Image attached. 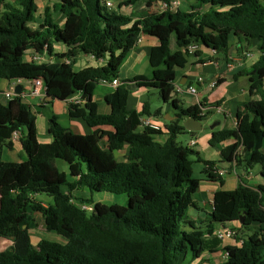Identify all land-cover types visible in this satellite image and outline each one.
<instances>
[{"label":"trees","instance_id":"obj_1","mask_svg":"<svg viewBox=\"0 0 264 264\" xmlns=\"http://www.w3.org/2000/svg\"><path fill=\"white\" fill-rule=\"evenodd\" d=\"M106 1L56 0L52 9L62 17L60 25L48 6L37 21V0H0V78L41 77L43 103L79 93L84 105L70 103L69 115L111 130L107 149L100 129L75 133L53 115L52 140L41 142L36 112L25 97L0 102V238L11 241L0 249V264H213L205 254L219 250L224 258L218 264H264V185L239 181L224 189L225 177L216 172L219 163L234 160L246 170L258 164L264 179V0H187L185 11L153 10L172 0H125L116 9ZM137 1L144 11H119ZM143 33L159 40L148 57L152 75L119 79L121 64ZM233 37L257 42L259 56L246 71L257 98L238 107L235 128L211 132L208 142L219 149L220 160L202 161L190 145L177 142L187 132L181 121L205 120L220 102L181 106L174 96L176 69L188 63L183 48L189 44L226 52ZM56 46L65 50L55 52ZM80 54L106 62L75 70ZM115 78L119 83L107 93L110 111L100 113L91 97L100 83ZM141 87L157 90L177 118L157 128L142 126V117L160 115V108L151 112L145 102L139 110L127 109L129 92ZM14 135L19 160H4L2 148H13ZM226 140L233 141L222 147ZM125 146L124 159H117L115 152ZM194 158L203 163V179L193 177ZM202 180L219 188L205 223L197 226L188 221V211L198 208L194 196ZM94 192L125 195L127 201L106 204L95 201ZM229 222L258 229L244 237L238 228L232 245L220 247L216 238L206 242ZM40 225L66 241L42 238L33 244L30 231Z\"/></svg>","mask_w":264,"mask_h":264},{"label":"crops","instance_id":"obj_2","mask_svg":"<svg viewBox=\"0 0 264 264\" xmlns=\"http://www.w3.org/2000/svg\"><path fill=\"white\" fill-rule=\"evenodd\" d=\"M113 5H118L124 0H109ZM175 3L171 4V8H168L170 11H174L175 9H179L183 11L188 9L189 2L187 0H174ZM140 3L139 11L140 13L145 10V5L142 1H137ZM158 9H160V2H158ZM153 10H157L153 7ZM120 12L129 13L136 12L132 10L131 5L121 6ZM62 22L59 24L62 25ZM140 41L137 42L136 46L133 47L126 60L121 64L119 69V79H127L133 76L142 75L145 77H150L152 75V69L149 65V52L153 46L159 44V40L152 35L143 33L140 36ZM234 46V47H233ZM231 47L233 49L231 50ZM200 54L196 56L193 54V59L188 61V63L183 68L176 69V78H175V86H179L182 89V92L175 93L174 96L179 101V104L183 107H187L190 105L199 104L203 101L207 103L211 102H220V106L217 109L211 110V113L205 118L207 119L210 115L214 116V124L213 127H210V132L207 134H211L212 131H218L222 128H235V119L236 112L241 103L247 102L257 96H253L250 93V84L248 81V75L246 71L249 67L257 60L259 56V50L257 48V42L254 39H246L244 37H233L231 40V44L226 52H222L220 55L219 52H214L209 48H203L199 45ZM65 48L56 46L55 52H62ZM105 60H96L92 55L88 54H80L76 59L74 64V69L79 70L86 66H96L105 64ZM232 65V68L228 70L227 66ZM199 77H202V81H199ZM219 77V81L216 86L209 87L208 82L213 79H217ZM19 84L21 87L22 93L29 103L33 110L36 112V129L37 136L39 141L41 142H50L52 140V136L48 133V124L49 118L53 115L57 116V121L64 127L69 128L72 132L80 134H88L95 132L97 130H101V133H105L103 136H106L109 140L110 128L109 127H101V128H91L89 127L82 119L71 117L69 115L68 109L70 103L84 105V101L79 93H75L69 96L66 100L52 99L49 103H43L37 97L31 96L29 93L31 82L30 80L25 79H15V80H6L0 78V92L7 89L11 84ZM113 87L110 82H102L99 84L97 90L92 95L91 99L96 104L97 110L100 113H108L110 111V106L108 104L107 93L109 87ZM194 87L196 92L189 93L187 91L188 87ZM150 95L153 96V100H150ZM47 98V97H46ZM47 100V99H46ZM48 101V100H47ZM57 101L62 102V104L57 105ZM0 102L4 103L5 99L2 94H0ZM148 102L150 105V111L154 112L157 108H160V115H153L155 122L158 126H164L166 122L174 120L177 118L176 110H170V103L163 102L160 96L158 95L157 90L153 88L141 87L134 91L129 92L128 100H127V109H136L139 110L142 105ZM60 108V114L55 113V109ZM183 121L181 124L183 125ZM203 121L201 122V129L198 131H190L186 130V134L188 136V140L186 144L188 145L190 141H194V145L190 146L195 151L199 153V158L203 160L210 161H219L220 160V152L219 149L215 146L210 145V148H207L201 144L200 137L203 132ZM142 128V127H141ZM163 129V128H162ZM202 134V135H201ZM102 136V137H103ZM167 135H161L160 139L163 141ZM101 137V139H102ZM207 137V135H206ZM210 138V135H209ZM13 145L17 139V135H14L11 139ZM102 141V140H101ZM233 140H226L222 142L220 145L222 147L230 144ZM109 144V143H108ZM127 146H125L121 151L125 150V154L127 153ZM8 149L6 146L2 148V158L4 160H12L17 161L11 158L9 154H6ZM118 151V152H121ZM118 152H115L117 154ZM20 156V155H19ZM5 157V158H4ZM117 157V155H116ZM19 160V159H18ZM201 161V162H202ZM203 164V163H202ZM220 165L216 167V171L220 168L229 169L231 163H219ZM203 168V167H202ZM236 181L237 184L239 181L245 182L252 186L264 185V179L260 176V167L256 168L253 166L251 169L246 170L243 165H237L236 163ZM259 174V176H257ZM203 175V174H202ZM226 174L222 175L225 177ZM204 176L201 178L203 179ZM224 187V186H223ZM219 188L216 182H209L207 180H202L200 182V188L197 193L200 191L201 203L197 204V209L201 206L206 207V201L209 200V204L212 202V195L215 190ZM196 193V194H197ZM210 211V210H209ZM225 228H228L227 226ZM224 226L218 225L215 228L216 230L225 229ZM189 229V228H186ZM34 230L30 231V238L32 241V237L35 238L36 244L40 239L44 237L36 236L34 237L32 234ZM214 231V232H215ZM4 239V238H0ZM8 240V239H5ZM229 239L221 240L224 242ZM9 241V245L11 241ZM58 242V241H57ZM63 243V242H62ZM233 241H228L226 243H222L224 245H232ZM8 245V246H9ZM217 253H223L222 251H217L212 254H205L208 258L209 256H215ZM209 257V258H210ZM222 261V260H221Z\"/></svg>","mask_w":264,"mask_h":264},{"label":"rangeland","instance_id":"obj_3","mask_svg":"<svg viewBox=\"0 0 264 264\" xmlns=\"http://www.w3.org/2000/svg\"><path fill=\"white\" fill-rule=\"evenodd\" d=\"M55 1L56 0H37L36 8H37V15H38L37 16V21L38 22L41 21V16L44 14L45 7H47V6L50 7V13H52V17L54 19H56L57 22H59V23L62 22V17L57 12L53 11V9H52V4ZM140 3L141 2H139V3L136 2L135 4L131 5L132 10L138 12L139 11V7H140ZM113 8L116 9L117 6L113 5ZM155 8L157 10H160V9H158V3H156ZM181 10H182V8H181ZM233 47H231V50L233 49ZM219 54L221 55L222 52H219ZM193 57H194L193 54H190V53L187 54L188 61H191L193 59ZM149 97H150V100H153V96L152 95H150ZM56 103H57V105L62 104V102H60V101H57ZM170 110H174V109L170 106ZM60 112H61L60 108H56L55 109V113L60 114ZM214 116L215 115H210L207 119H205L203 121V132H202L203 135L201 134L202 136H200L201 132L198 135L200 137L201 144L203 146L207 147V148H210V149H211V147H210V144L208 142L209 139H210L209 138L210 134H207V133L210 132V127L214 124ZM141 129H142L141 126L138 127V131H140ZM206 135H207V137H206ZM176 140H177V142H180L182 144H186V142L188 140V136L187 135H178ZM101 143H102V146L104 148H107V149L109 148L108 138L106 136L102 137ZM20 153H21V145H20L19 141H16L14 143V145H13V148L6 152V154H9L11 156V158H13L14 160H16V159L18 160L19 159ZM124 154H125V150L121 151V152H118L116 154L117 155V159H123V155ZM254 166L256 168L260 167L258 164H255ZM202 167H203L202 162H199V161H197L195 159L194 163L192 165L193 177L201 178L203 176L202 173H201ZM257 176H259V174ZM236 186H237V181H236L235 173L234 172L226 173V175H225V184H224L223 188L224 189H234ZM79 194H82V192L79 193ZM87 195H88L87 192L82 194V196H85V197ZM200 196H201L200 191L197 194H195L194 199L196 201V204H200L201 203ZM37 197H38L37 199L42 200L46 205L49 204L47 202L48 198L45 197V195H38ZM93 199L95 201H100V202H103V203H106V204H111V203L126 204V201H127L125 195H115V194H111V193H107V192H94L93 193ZM210 206H211V204H209V200H208V201H206V207L201 206L199 209H194V208L189 209V211H188V216H189L188 221L193 220L195 225H197V226L200 225L203 222L205 223L204 218L206 216V213L210 210ZM219 225H221V226L223 225L224 228L227 226L228 228H232L235 231L238 228H240V229L242 228V227H240V223H238V222H229V223H224V224H219ZM257 229L258 228L256 226H251V225L248 226V227H243L240 230V234L243 235L244 237H247L249 234H251L252 232H254ZM219 230H222V229H219ZM33 232L34 233L32 235L34 237L40 236V237H44V239H46V240L58 241V242H65L66 241V238L64 236H62L60 234H57L55 232L47 231L43 227V225H40ZM213 238H216L217 241L220 242V245H222V243H226L228 241H233V243H234V239L233 238H229V240L221 242L222 239L218 238L216 236V234H214L213 236L208 237L206 239V242H210L211 240H213ZM32 242H35V238H33V237H32ZM8 245H9V241L8 240L0 239V249H4ZM223 258H224V254L223 253H217L215 256L210 257L211 262L213 264H218L219 262H221V260H223Z\"/></svg>","mask_w":264,"mask_h":264},{"label":"built area","instance_id":"obj_4","mask_svg":"<svg viewBox=\"0 0 264 264\" xmlns=\"http://www.w3.org/2000/svg\"><path fill=\"white\" fill-rule=\"evenodd\" d=\"M175 1L172 0L170 2V4H167L165 2H160V11H163V10H166L168 8H171V4H174ZM106 4L109 6V7H112V3L111 1L107 0L106 1ZM140 41V37L138 38L137 42ZM199 48V45L196 44V43H191L189 44L187 47L183 48V51L184 52H187V53H190V54H193L195 53ZM228 70H230L232 68V65H228L227 66ZM199 81H202V77H199L198 79ZM219 81V77L217 79H213L211 80L210 82H208V86L209 87H214L217 85ZM31 82V85H30V89H29V93L31 96L33 97H37L40 101H43L44 100V97H45V85H44V82L42 80L41 77L39 78H36L34 80H30ZM119 83V80L117 78L113 79L112 82H111V85H117ZM19 85V84H18ZM17 84H11L7 89L3 90L0 92V94H2L3 98L5 99V101H8L10 99H12L14 96L16 95H23L22 93V90H21V93L17 94L15 92V88L16 86H18ZM187 91L189 93H195L196 90L194 87H188ZM179 92H182V89L179 87V86H175V93H179ZM141 124L142 126H150V127H154V128H157L158 125L156 124L155 122V119L152 115L150 116H144L142 117L141 119ZM194 141H190V143L188 145L192 146L194 145ZM236 161H232L231 162V165H230V168L229 169H226V168H220L218 169L216 172L219 174V175H224L226 173H229V172H236ZM84 208H88L87 205H84L83 206ZM236 231L232 228H225V229H222V230H216L215 231V234L218 238L224 240V239H229V238H233L234 239V235H235ZM240 243V242H239Z\"/></svg>","mask_w":264,"mask_h":264},{"label":"water","instance_id":"obj_5","mask_svg":"<svg viewBox=\"0 0 264 264\" xmlns=\"http://www.w3.org/2000/svg\"><path fill=\"white\" fill-rule=\"evenodd\" d=\"M25 80H28V79H25ZM15 92L17 94L21 93V87L19 85L16 86ZM46 99L48 101H50V100H52V97H47ZM183 127L186 130H190V131H198V130H200L202 128L201 127V122L196 120V119H193V118H185L184 121H183ZM211 127H213V125ZM241 221H242V219H241Z\"/></svg>","mask_w":264,"mask_h":264}]
</instances>
